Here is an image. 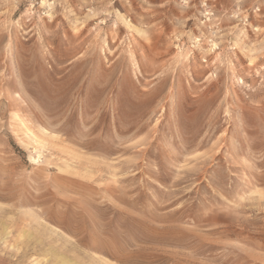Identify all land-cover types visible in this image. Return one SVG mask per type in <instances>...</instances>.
Listing matches in <instances>:
<instances>
[{"label":"rangeland","instance_id":"1","mask_svg":"<svg viewBox=\"0 0 264 264\" xmlns=\"http://www.w3.org/2000/svg\"><path fill=\"white\" fill-rule=\"evenodd\" d=\"M64 261L264 264V0H0V264Z\"/></svg>","mask_w":264,"mask_h":264},{"label":"bare ground","instance_id":"2","mask_svg":"<svg viewBox=\"0 0 264 264\" xmlns=\"http://www.w3.org/2000/svg\"><path fill=\"white\" fill-rule=\"evenodd\" d=\"M101 239H103V238H101ZM104 252V251H103ZM121 257V256H120ZM62 258V257H61ZM64 259H65V257H64ZM58 262V261H57ZM52 264V263H51ZM63 264H67L65 261L63 262Z\"/></svg>","mask_w":264,"mask_h":264}]
</instances>
